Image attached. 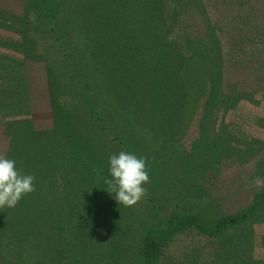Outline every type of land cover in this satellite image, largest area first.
Wrapping results in <instances>:
<instances>
[{"label":"rangeland","instance_id":"374dc122","mask_svg":"<svg viewBox=\"0 0 264 264\" xmlns=\"http://www.w3.org/2000/svg\"><path fill=\"white\" fill-rule=\"evenodd\" d=\"M47 1L0 0V59L5 63L18 61L15 65L19 68V79L9 80L18 83V88L7 81L12 76L8 67L7 79L2 80L5 85L0 84V111H4L0 156L14 159L18 170L19 166L27 172L34 168L35 191L30 198L40 190V196L49 199L46 210L38 212L45 214L49 228L45 263L138 264L134 254L138 238L156 220L161 225L174 211L201 213L210 220L248 204L261 188L253 180L264 179V163L257 167V149L263 147L264 152V0L164 1L165 14L177 10L172 19L176 24L165 41L178 48L191 41L193 48L190 52L183 49L185 64L175 68L181 79L175 77V81L184 87L181 101L170 98L175 101L173 108L169 100L171 104L154 116L141 108L146 102L141 85L139 89L135 86L137 95H127L124 108L117 103L124 89L116 85L95 104V91L100 90L95 87L99 84L95 79V32L90 42L85 28L95 24L89 15L95 0H54L60 3L54 19L48 17ZM117 39L115 35L114 41ZM196 39L199 48L195 49ZM62 40L67 42L62 44ZM117 46L113 57L123 51L126 56L135 52L129 42ZM193 49L199 53L193 54ZM136 55L139 61L140 51ZM169 58L177 59L171 54ZM170 72L176 76L174 68ZM211 79L216 102L203 117L202 105ZM7 87L17 96L10 95ZM147 94L159 103L153 90L146 91L145 98ZM95 110L103 114L95 115ZM71 121H76L75 125ZM70 123L80 136L90 139V145L95 147L96 143L106 158L121 151L145 158L150 177L144 185L147 194L133 206L118 204L111 194L118 215L106 217L104 222L95 215L93 233L88 234L89 226L83 220L73 222L70 218L73 213L88 212L83 202L91 193L86 189L90 181L79 171L81 165L71 161V146L61 155L64 149L52 143L53 138L64 141L63 131ZM127 132L135 138L130 151L115 137ZM90 165L95 173V161ZM67 197L76 199L74 207L65 200ZM58 211L62 216L58 215L60 228ZM262 235L264 229L256 222L215 238L183 230L166 242L159 262L264 264ZM86 243L99 245V249L102 246L103 251L97 250L96 256L84 255ZM114 245H119L120 252L107 256Z\"/></svg>","mask_w":264,"mask_h":264},{"label":"trees","instance_id":"16d2710c","mask_svg":"<svg viewBox=\"0 0 264 264\" xmlns=\"http://www.w3.org/2000/svg\"><path fill=\"white\" fill-rule=\"evenodd\" d=\"M57 1H47L46 8H48L49 11V19H54L58 14L59 9L57 8L60 6V3H57ZM164 1L165 0H95V5H93L92 1L90 2V4L93 5V10L89 11H91L93 15H91V13H89V15L92 19H95V24H93L95 25V29H93V25L90 23L85 28L89 31L88 34L91 35L90 39L87 37V40L90 42L93 32H95V79L99 81V84L97 82L95 87L99 86L97 88L100 89L95 91L96 105L98 104L97 102L101 101V99L106 96L110 89L112 90V85L119 86L120 89L123 87L124 89L123 92H125V94L121 96V100H117V103L121 102L119 103L120 106L117 104L121 108H124L123 105L128 103L126 102V100L128 101L127 95H133V93L137 95L136 90L139 89V85H141V89H143V101H146L144 106L141 105V108H145L144 110L147 114H152V116L159 115L160 112H163V107L168 105L170 98L172 100L175 99L178 103L181 101L179 97H182L184 87L182 83L180 86V83L175 81V77L177 80L179 79V81H181V79L177 77L176 69L178 70L180 66L185 64L183 49H185V52H187V50L190 52L193 48V44L189 41L184 47L178 48L172 41H165L172 26L176 24V21L172 19L176 16L177 10L165 14ZM49 5L53 7L51 8ZM52 25L56 27L54 21H52ZM19 35L20 33H18V36ZM115 35L118 36V39L114 41ZM197 41L198 39L195 40V49L199 48L197 47L199 44ZM64 42L66 43L67 41L62 40V44H65ZM119 42L121 44L123 42H125V44L129 42V47L135 49V52H129L130 54L126 56L123 51L119 53L118 57H113ZM174 49H178V52H175ZM195 49H193V54L194 52L199 53V51H195ZM139 51L140 55H142L139 59V61H142L140 63L141 68H139L138 56L136 55ZM170 54L172 57H177V59L169 58ZM3 56L5 57V55ZM197 58L199 59V57ZM9 59H11V57ZM11 63H13V65H11ZM15 63H18V61L14 62L7 60V63H5V60L0 59L1 86L5 85L2 80L5 78L7 79L6 74L9 69H11L12 76L9 75L7 81L13 78H16V81L19 79V71H17L19 68ZM7 67L9 69H7ZM171 68H174L176 76L171 74ZM16 71L17 74L15 73ZM141 71H144V73ZM9 83H11V86L15 82L12 83V81H9ZM9 83H7V85ZM172 83H175V85L172 86ZM17 84L18 83H15V88H18ZM143 84H145V89L143 88ZM135 86H137V89ZM11 88L12 87L9 89ZM101 88L105 89L103 92L104 94L101 92ZM148 90H153L155 92L159 97V103L154 102L150 94H147L145 98L146 91ZM9 91H12V93H9L10 95L17 96L15 90L11 89ZM197 92L198 90L195 91L196 95ZM216 94L215 82L211 79L208 93L202 105L203 117H206L209 108L216 102L214 99ZM172 100L170 101L172 102ZM175 101L172 102V108ZM90 105L91 104H89V106ZM96 108L95 106V109ZM114 110L118 111L117 107H115ZM217 110L221 111L220 109ZM101 112L102 111L95 110V115L103 114V112ZM0 114L1 119L4 115V111H0ZM119 117L121 121H124L122 115ZM71 123H73V121H71ZM71 123L69 124L70 126L67 125V128L63 131V135L66 134L64 136V141L63 138L61 141L53 138L52 143L57 142L55 143L57 147L64 149L63 152H61L60 149L59 152H61V155L65 152L66 147L71 146V161L81 165L79 171L82 174L84 172V174H86L85 180L87 179L90 181L86 189H88L89 192L91 190L92 194L90 193L83 202L86 204L88 212L76 216L75 213H73L70 218L71 221L74 219L75 221L83 220L84 223H82L86 225V227L88 225L89 229H91H88V234L89 231L93 233L91 226H94L95 215L102 217L104 222L106 217H111L112 219L115 215H118V213H115L116 204L114 205L113 197L106 191L107 185L104 183V178L109 176L108 157L106 158V153L100 150L96 143L95 147L90 145L89 138H83L78 134V131H76L77 127H73L76 121L73 125H71ZM103 127H105L104 124ZM105 129H107V127H105ZM115 137L119 139L117 141L118 144H123V147L127 148L128 151L133 148L135 138L131 137V134L128 132L125 133V135ZM259 149H257V151L260 154V160L257 163V167L264 163V152L261 153L263 147ZM257 151L255 153H257ZM47 156L45 152V157ZM230 156L235 157V155L231 154ZM93 161H95V173L91 171V168L94 166L90 165L91 167H89V164ZM87 167L90 168V170H88ZM19 168L22 174H35L34 168L29 169V172H27V169H23L22 166H19ZM97 170H99V175H97ZM37 171H41L40 168H38ZM41 183H39L40 189L43 188L41 187ZM36 194L35 197L31 195V198L30 195L27 194L21 198L14 208L4 207L5 210L0 212V264H47L45 263V258L47 259L45 252L47 250V253H49L48 249H46L49 228L45 225L47 221L45 219V214H38V212L40 210H46L47 201H49V199H47L45 195L40 196V194H42L40 190H37ZM65 200L68 201L71 208L74 207L75 198L71 199L67 197ZM31 205H34L35 209ZM61 207H63V205H61ZM58 215L62 217L60 211L57 212V217ZM156 222L157 223L152 226L145 228L138 238L134 250L138 264H160L159 255L166 242H168L175 233H180L183 230L190 229L207 237L215 238L220 235L222 236L224 232L226 233L230 229L255 222L261 224L264 229V187H261L252 194L248 204L230 214L217 216L208 220L205 219L201 213L174 211L162 220L161 225H159L160 221L156 220ZM58 223L59 217L57 224ZM58 227H61L60 223ZM260 241L261 246L264 248V235L260 236ZM93 247L95 249H93ZM84 249V255L85 252H87L88 254L94 253L96 256L98 254L97 250L103 251L102 246L99 249V245H87V243ZM92 249L93 251H91ZM101 251H99V257H101ZM119 252V245H114L112 249L110 246L109 253L105 251L107 256H109V254L112 256ZM105 253H103V257H105ZM81 263H83V261H81Z\"/></svg>","mask_w":264,"mask_h":264},{"label":"clouds","instance_id":"9594fccd","mask_svg":"<svg viewBox=\"0 0 264 264\" xmlns=\"http://www.w3.org/2000/svg\"><path fill=\"white\" fill-rule=\"evenodd\" d=\"M108 173L104 178L106 191L114 194L118 204L133 206L147 194L144 185L150 177L145 158L125 151L112 154L108 158ZM33 181V175L22 174L17 169L14 159L0 156V208H14L22 197L34 192ZM253 184L264 187V179L256 177Z\"/></svg>","mask_w":264,"mask_h":264}]
</instances>
